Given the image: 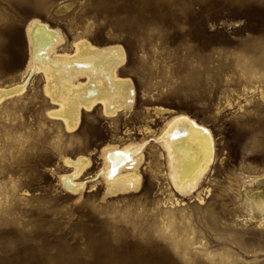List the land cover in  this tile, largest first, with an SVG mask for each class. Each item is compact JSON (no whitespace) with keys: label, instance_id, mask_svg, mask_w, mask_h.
Listing matches in <instances>:
<instances>
[{"label":"rangeland","instance_id":"obj_1","mask_svg":"<svg viewBox=\"0 0 264 264\" xmlns=\"http://www.w3.org/2000/svg\"><path fill=\"white\" fill-rule=\"evenodd\" d=\"M34 18L57 29L54 52L117 48L125 105L64 128L28 66ZM22 80L0 100V264H264V205L246 195L264 186V0H0V86ZM172 114L213 138L189 194L157 143ZM131 141H145L138 188L109 193L102 147ZM78 156L83 187L67 191Z\"/></svg>","mask_w":264,"mask_h":264},{"label":"bare ground","instance_id":"obj_2","mask_svg":"<svg viewBox=\"0 0 264 264\" xmlns=\"http://www.w3.org/2000/svg\"><path fill=\"white\" fill-rule=\"evenodd\" d=\"M29 23L26 28L30 49L28 66L43 72V88L49 95V101L58 106L49 113L61 118L64 128L75 127L80 110H88L101 104L107 112V106L115 101L118 102L119 109L125 105L123 99L128 93L125 86L129 78L113 73V67L122 60L117 48L101 50L86 40L78 39L73 41L71 52H54L61 41V37L55 35L54 30L57 29H51L37 18ZM95 60H100L101 63ZM78 76H86V80L75 81L74 78ZM24 80L0 86V100L21 94L27 81ZM172 116L165 122L162 131L159 130L157 143L165 151L169 179L178 190L189 194L199 183L200 177L204 176L207 166L209 167L213 138L204 125L189 116ZM144 142L131 141L123 143V146L118 145L119 147L116 144L102 147L104 167L101 172L104 173L107 192L130 191L139 184V164L143 157L141 148ZM65 161L74 165V171L62 174L60 179L67 191L74 192L84 183L75 179L88 167L89 158L78 156L75 159L66 158ZM246 195L256 206L264 205V186L259 185V189L254 192L247 191Z\"/></svg>","mask_w":264,"mask_h":264}]
</instances>
